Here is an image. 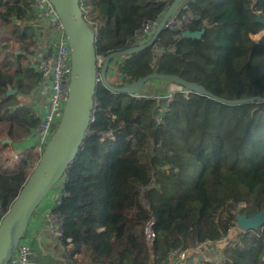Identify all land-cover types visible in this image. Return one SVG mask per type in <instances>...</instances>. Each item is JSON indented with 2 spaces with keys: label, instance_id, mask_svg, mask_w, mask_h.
<instances>
[{
  "label": "trees",
  "instance_id": "16d2710c",
  "mask_svg": "<svg viewBox=\"0 0 264 264\" xmlns=\"http://www.w3.org/2000/svg\"><path fill=\"white\" fill-rule=\"evenodd\" d=\"M171 1L79 0L96 55L144 44L145 37L135 33L162 18ZM184 4L182 14L195 17L184 31L206 25L201 38L164 29L154 46L114 60L108 80L122 84L110 83L122 87L157 72L228 100L264 98V39L251 42L264 29L257 22V12L264 20V0ZM44 34L33 0H0V125L16 127L25 140L34 138L40 122L29 103L43 85L38 65L53 53L49 39V51H40ZM94 101L82 147L54 187L59 197L52 213L61 219L60 239L71 245V258L83 254L86 264H183L174 256L231 233L228 242L216 245V264H264V226L236 229V215L264 211V102L226 105L177 92L156 125L160 105L154 100L114 93L99 83ZM40 155L28 148L17 171L0 170V221ZM151 220L152 252L145 239Z\"/></svg>",
  "mask_w": 264,
  "mask_h": 264
},
{
  "label": "water",
  "instance_id": "95a60500",
  "mask_svg": "<svg viewBox=\"0 0 264 264\" xmlns=\"http://www.w3.org/2000/svg\"><path fill=\"white\" fill-rule=\"evenodd\" d=\"M49 1L59 15L71 51L72 72L68 97L63 116L53 137L42 150L40 158L8 213L0 221V264L9 263L20 242L28 234L27 229L31 218L70 168L79 149L82 147L95 111L94 100L98 76L101 78V84L109 91L131 96H138L142 88L151 81H164L226 105L247 104L255 99L264 102L262 97L224 99L213 95L198 83L188 82L178 76L164 75L157 72L122 87H116L110 83L107 72L112 61L154 46L173 11L182 6L186 0H172L148 41L139 46L110 53L104 58L100 69L97 64L94 45L95 36L83 17L79 0ZM257 22L264 23V20L259 16ZM206 28L205 25L200 31L185 30L182 33V38L200 39ZM53 72L52 69L51 74ZM14 93L15 91H10L8 94ZM236 223L243 231H258L260 227L264 226V211L256 213L253 217L238 215Z\"/></svg>",
  "mask_w": 264,
  "mask_h": 264
},
{
  "label": "built area",
  "instance_id": "2783aa9c",
  "mask_svg": "<svg viewBox=\"0 0 264 264\" xmlns=\"http://www.w3.org/2000/svg\"><path fill=\"white\" fill-rule=\"evenodd\" d=\"M158 2H165L167 0H156ZM33 7L36 12L37 22L42 26H46L50 32V43L53 45V53L45 60H42L38 65V70L43 73V84L46 85L47 90V103L43 112L40 115V122L36 128L34 138L37 141V151L42 152L46 144L53 137L55 130L63 116L64 107L66 105L68 91L71 80V51L69 47V43L64 32V27L61 23L59 15L51 4L49 0H33ZM185 9V6H179L176 8L169 20L165 25V30H170L172 32H176L178 34H182L184 32V25L186 23L191 24L195 21V17L191 14H182V11ZM261 15L260 12H257V16ZM261 17V16H260ZM160 20H155L152 22H148L142 26V28L135 33V38L145 37L148 41L150 37L153 35L154 31L158 27ZM264 39V29L259 31L256 34L251 35V42L254 45L261 43ZM158 48H155L157 52ZM104 58L102 56H97V64L99 69L103 64ZM54 72L51 74V70ZM111 70H115L114 63L110 66ZM98 84L101 83V78L98 76ZM177 92H181L187 98L189 96L190 91L182 88L175 87L172 90L168 91L164 94H151V95H142L139 93L138 96H134L138 99H150L159 103L160 110L154 115L153 119L156 125L162 124L167 112L168 106L172 102L174 95ZM94 118L92 117V122ZM16 160H20V154H16ZM146 203H144L145 206ZM238 215H236L237 217ZM50 220L52 223L51 231L57 235L61 236V219L57 214H51ZM154 221L151 220L148 222L145 228V239L146 244L150 252L153 251V244L156 238L154 232ZM236 228H239L236 223ZM240 231L243 232L241 228ZM231 236V233L230 235ZM228 237H222L213 242L214 245H220L224 242L229 241ZM71 240L68 239L67 243H70ZM211 245L210 242H206L197 247L202 248ZM32 255V251L29 245L23 240L20 242L17 250L12 256L11 260L8 264H29L30 257ZM186 254L181 252L174 256L175 260H183L185 259ZM211 264H216V260H212Z\"/></svg>",
  "mask_w": 264,
  "mask_h": 264
},
{
  "label": "crops",
  "instance_id": "0c3cea01",
  "mask_svg": "<svg viewBox=\"0 0 264 264\" xmlns=\"http://www.w3.org/2000/svg\"><path fill=\"white\" fill-rule=\"evenodd\" d=\"M43 27L45 28V34L44 38L41 40L40 51L47 52L50 32L45 25ZM161 84L162 88L166 89V93L170 88L173 89L172 84L170 85L168 82L154 83L155 89L153 93L159 92V85ZM145 86L140 93H142V95L152 94L151 92L144 93L147 92L144 91ZM29 103L40 116L47 103V90L45 84L40 86L33 93ZM17 133L18 129H16V127L6 124L0 125V156H7V154H9L8 152L14 151V153L17 152L20 154L21 158L23 152L28 148L34 147L35 151H37V141L35 138L21 140L23 136ZM58 197L54 198L52 196L47 202L41 204L29 222L27 229L28 234L23 238V241L29 245L32 251L29 264H86L87 258L83 254H78L71 258L69 253L71 245L63 243L60 237L51 231L52 223L50 215L52 214V208L56 205ZM219 249L220 248L214 244L198 248L187 254L184 261L179 260V262L181 261L180 263L183 264H203L205 262H211L218 256ZM177 263L178 262H174L173 264Z\"/></svg>",
  "mask_w": 264,
  "mask_h": 264
},
{
  "label": "rangeland",
  "instance_id": "374dc122",
  "mask_svg": "<svg viewBox=\"0 0 264 264\" xmlns=\"http://www.w3.org/2000/svg\"><path fill=\"white\" fill-rule=\"evenodd\" d=\"M50 39V38H49ZM49 47H50V45L48 44V47H47V51L49 50ZM113 62V61H112ZM115 72V71H114ZM110 80V82L112 83V84H116V85H118V86H120L121 84H122V82H119L115 77H113V78H110L109 79ZM154 83H160V82H158V81H151V82H149V83H147L146 84V86H145V89H144V91H147V92H144V93H152V94H157V93H159V94H164V93H166V89H164V88H162V84L161 85H159V92H156V93H153L154 91V89H155V85H154ZM169 83V82H168ZM170 85L172 84V83H169ZM167 85V84H166ZM172 86H173V88H175V87H177V85H175V84H172ZM144 88V87H143ZM142 88V89H143ZM171 89V88H170ZM169 89V90H170ZM168 90V91H169ZM172 90V89H171ZM151 95V94H150ZM21 136V135H20ZM21 138V137H20ZM22 139H24V138H21V140ZM36 152H39V151H36ZM9 154H7V156H4V155H2V156H0V170L2 171V172H6V173H10L11 171L12 172H14V171H17L19 168H20V166H21V163H20V161H21V158H20V160H16V158H15V156H16V154H17V152L16 153H14V151H10V152H8ZM9 155V156H8ZM141 193H142V195H143V190L141 189ZM58 194H59V192H58V190L56 189V188H54L52 191H51V193L47 196V198L43 201V203L42 204H44L45 202H47L52 196L54 197V198H57L58 197ZM142 199H144V198H142ZM143 203H145V199L143 200ZM237 230H240L239 228H236Z\"/></svg>",
  "mask_w": 264,
  "mask_h": 264
}]
</instances>
